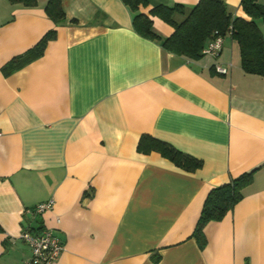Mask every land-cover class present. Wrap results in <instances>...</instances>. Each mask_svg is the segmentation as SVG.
<instances>
[{
  "label": "crops",
  "instance_id": "0c3cea01",
  "mask_svg": "<svg viewBox=\"0 0 264 264\" xmlns=\"http://www.w3.org/2000/svg\"><path fill=\"white\" fill-rule=\"evenodd\" d=\"M35 1L0 0V264H27L21 231L45 226L64 244L52 264H264V77L241 68L231 36L217 57L189 58L139 34L122 0H61L60 23ZM221 1L248 19L241 0ZM197 2L148 0L138 11ZM151 19L161 37L173 33ZM51 29L41 57L3 71ZM143 134L202 165L189 172L138 151ZM253 170L241 200L205 224L200 248L207 193ZM50 199L51 210L26 211Z\"/></svg>",
  "mask_w": 264,
  "mask_h": 264
},
{
  "label": "trees",
  "instance_id": "16d2710c",
  "mask_svg": "<svg viewBox=\"0 0 264 264\" xmlns=\"http://www.w3.org/2000/svg\"><path fill=\"white\" fill-rule=\"evenodd\" d=\"M10 1L27 6H33L36 3L35 0ZM122 1L134 12L133 27L139 34L159 41L163 47L175 54L189 58L202 55L203 47L214 37L215 32L226 35V31L231 26L230 36L239 48L241 68L247 73L264 77V33L260 28V23H264V4L259 3L258 0H241V7L248 19L233 16L221 0H198L186 13L185 8L178 3L171 7L157 4L151 8L149 14L138 11L141 5L148 3V0ZM45 11L55 23L63 22L65 19L61 0H48ZM176 13H185V17L181 21H176L173 17ZM151 16H159L169 23L173 27V33L168 37L157 34L153 29ZM56 36V30L47 31L34 46L5 63L2 67L3 71L10 74L41 57L47 43ZM137 150L144 153L157 151L179 168L189 172L202 165L201 160L148 134L141 135ZM254 172L255 170L243 173L229 182L213 187L207 193L193 231V236L200 248L206 243L203 232L205 224L222 219L233 209L243 197V188L250 183ZM0 230H2L1 226ZM159 258L157 255L154 261L157 262Z\"/></svg>",
  "mask_w": 264,
  "mask_h": 264
},
{
  "label": "built area",
  "instance_id": "2783aa9c",
  "mask_svg": "<svg viewBox=\"0 0 264 264\" xmlns=\"http://www.w3.org/2000/svg\"><path fill=\"white\" fill-rule=\"evenodd\" d=\"M229 26L226 34L230 35ZM217 31L210 42L203 47L202 54L209 55L211 57H217L223 45V37ZM215 69L219 73H226L227 68L221 65H216ZM2 132L0 130V136ZM54 201L52 199L45 202L38 203L32 208L27 209V212L33 215H39L53 208ZM54 228L43 227L40 230H35L34 228L27 227L21 231L20 238L25 241L30 247L31 258L27 264H52L61 252L64 250V244L61 242L59 237L54 233Z\"/></svg>",
  "mask_w": 264,
  "mask_h": 264
}]
</instances>
